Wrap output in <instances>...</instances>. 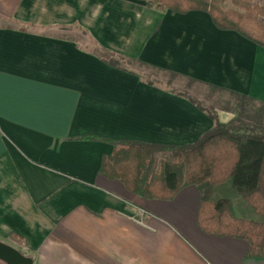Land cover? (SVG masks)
Here are the masks:
<instances>
[{
    "label": "crops",
    "instance_id": "obj_1",
    "mask_svg": "<svg viewBox=\"0 0 264 264\" xmlns=\"http://www.w3.org/2000/svg\"><path fill=\"white\" fill-rule=\"evenodd\" d=\"M216 93L264 106V47L209 13L0 0V242L34 264H264L200 229L198 187L146 200L100 172L110 141L183 146L215 127L208 112L239 120Z\"/></svg>",
    "mask_w": 264,
    "mask_h": 264
},
{
    "label": "trees",
    "instance_id": "obj_2",
    "mask_svg": "<svg viewBox=\"0 0 264 264\" xmlns=\"http://www.w3.org/2000/svg\"><path fill=\"white\" fill-rule=\"evenodd\" d=\"M136 1L178 14L209 13L218 29L235 31L264 47V6L252 0H231L235 8L229 10L223 8L227 0ZM107 64L122 69L117 61ZM208 114L215 127L193 144L110 141L115 150L103 159L100 172L109 180H120L127 191L146 200H173L183 188L198 187L203 192L200 229L221 237L245 239L250 244L249 256L264 258V129L244 125L240 119L224 124L212 112ZM230 180L236 196L260 221L236 218L230 199H211L214 187Z\"/></svg>",
    "mask_w": 264,
    "mask_h": 264
},
{
    "label": "rangeland",
    "instance_id": "obj_3",
    "mask_svg": "<svg viewBox=\"0 0 264 264\" xmlns=\"http://www.w3.org/2000/svg\"><path fill=\"white\" fill-rule=\"evenodd\" d=\"M253 4L255 5H260V6H264V0H252ZM223 8L225 10H229V9H234V5L232 3L231 0H227L224 5ZM144 72V71H142ZM148 72L150 75L149 76H154L156 79L160 80L161 78H171L169 75L166 74H160V73H156V72H149V71H145ZM161 77V78H160ZM152 78V77H151ZM180 82V84L183 86V88H185V83L186 81H178V83ZM206 93V96H212L213 94H211L210 91H204ZM202 96V95H201ZM214 96V95H213ZM212 96V97H213ZM215 97L218 98H214L215 100L220 101V99L222 101H234V99L231 98L230 95L228 94H217L215 95ZM240 102L241 107H239V113H238V119L241 120V123L250 127H255L256 129H264V106L255 103L254 101L251 100H239V101H234V103L238 104ZM222 107V106H220ZM209 108L211 110H213L214 106H209ZM162 157V155H161ZM211 199L213 201H217L220 199H230L233 203V211H238L241 209H245V211H250L252 212V214H245L243 215L244 218H252L251 220L254 221H260V217L256 214L253 213V211L251 210V208L240 198H238L235 194V191L233 189V182L232 180L226 182L225 184L219 185L214 187L213 189V194ZM247 209V210H246Z\"/></svg>",
    "mask_w": 264,
    "mask_h": 264
},
{
    "label": "water",
    "instance_id": "obj_4",
    "mask_svg": "<svg viewBox=\"0 0 264 264\" xmlns=\"http://www.w3.org/2000/svg\"><path fill=\"white\" fill-rule=\"evenodd\" d=\"M0 262L3 264H34L32 258L24 256L16 249L0 242Z\"/></svg>",
    "mask_w": 264,
    "mask_h": 264
}]
</instances>
